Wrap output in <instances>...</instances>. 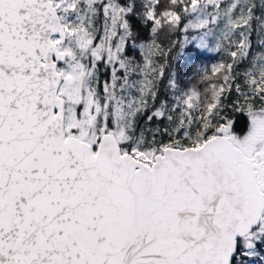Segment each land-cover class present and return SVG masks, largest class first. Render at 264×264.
Returning a JSON list of instances; mask_svg holds the SVG:
<instances>
[{
  "label": "snow or ice",
  "instance_id": "snow-or-ice-1",
  "mask_svg": "<svg viewBox=\"0 0 264 264\" xmlns=\"http://www.w3.org/2000/svg\"><path fill=\"white\" fill-rule=\"evenodd\" d=\"M0 264H264V0H0Z\"/></svg>",
  "mask_w": 264,
  "mask_h": 264
}]
</instances>
